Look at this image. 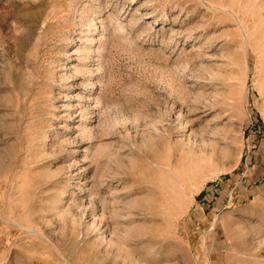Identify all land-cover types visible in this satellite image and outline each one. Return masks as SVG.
<instances>
[{
	"label": "rangeland",
	"instance_id": "obj_1",
	"mask_svg": "<svg viewBox=\"0 0 264 264\" xmlns=\"http://www.w3.org/2000/svg\"><path fill=\"white\" fill-rule=\"evenodd\" d=\"M0 264H264V0H0Z\"/></svg>",
	"mask_w": 264,
	"mask_h": 264
},
{
	"label": "bare ground",
	"instance_id": "obj_2",
	"mask_svg": "<svg viewBox=\"0 0 264 264\" xmlns=\"http://www.w3.org/2000/svg\"><path fill=\"white\" fill-rule=\"evenodd\" d=\"M209 8V7H208ZM94 86L96 85V83L93 84Z\"/></svg>",
	"mask_w": 264,
	"mask_h": 264
}]
</instances>
